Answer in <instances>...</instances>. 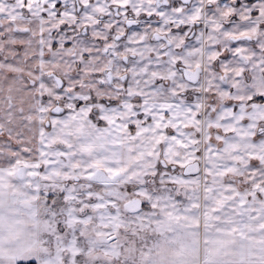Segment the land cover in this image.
Instances as JSON below:
<instances>
[{
  "label": "snow or ice",
  "instance_id": "snow-or-ice-1",
  "mask_svg": "<svg viewBox=\"0 0 264 264\" xmlns=\"http://www.w3.org/2000/svg\"><path fill=\"white\" fill-rule=\"evenodd\" d=\"M0 264H264V0H0Z\"/></svg>",
  "mask_w": 264,
  "mask_h": 264
}]
</instances>
